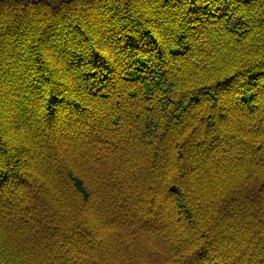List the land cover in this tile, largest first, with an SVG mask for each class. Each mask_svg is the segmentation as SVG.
I'll list each match as a JSON object with an SVG mask.
<instances>
[{"label":"trees","instance_id":"trees-1","mask_svg":"<svg viewBox=\"0 0 264 264\" xmlns=\"http://www.w3.org/2000/svg\"><path fill=\"white\" fill-rule=\"evenodd\" d=\"M0 264H264V0H0Z\"/></svg>","mask_w":264,"mask_h":264}]
</instances>
